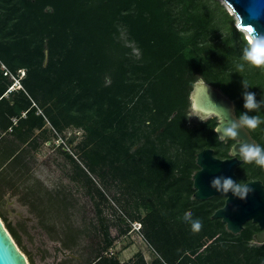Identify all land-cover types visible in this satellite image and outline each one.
Wrapping results in <instances>:
<instances>
[{"label": "trees", "instance_id": "16d2710c", "mask_svg": "<svg viewBox=\"0 0 264 264\" xmlns=\"http://www.w3.org/2000/svg\"><path fill=\"white\" fill-rule=\"evenodd\" d=\"M244 33L221 0H0V200L18 190L41 138L52 132L72 145L79 135L65 131L81 128L77 152H62L98 218L94 232L68 224L65 247L83 233L99 238L88 243L92 264H264V243H252L257 222L233 233L212 217L224 196L194 198L197 153L211 147L229 157L235 140L217 138V117L190 118L191 82L203 78L220 88L238 117L247 111L243 79L264 99V68L241 59ZM249 115L264 121V105ZM249 132L264 147V123ZM235 171L239 183L264 182L254 162ZM110 196L121 205L120 223L141 222L156 255L151 261L142 251L127 261L109 254L115 239L101 204ZM41 199L33 203L40 214ZM62 199L66 208L73 204ZM188 211L201 221L199 231L184 221ZM0 216L25 248L1 209Z\"/></svg>", "mask_w": 264, "mask_h": 264}, {"label": "rangeland", "instance_id": "374dc122", "mask_svg": "<svg viewBox=\"0 0 264 264\" xmlns=\"http://www.w3.org/2000/svg\"><path fill=\"white\" fill-rule=\"evenodd\" d=\"M227 9L231 10L229 6ZM189 115L192 120L205 119L192 109ZM72 132H76L79 137L72 145L64 143L63 147L60 144L63 139L57 138L52 132L49 139L41 138L39 147L31 150L30 168L25 174V179L18 183V190L9 189L0 200V209L22 235L25 248L19 246L31 264H86L89 257L86 252L89 241L99 240L93 234L89 240V237L82 233L72 247H65L63 244L68 224L84 230L89 228L94 232L92 225L96 224L98 218L93 197L88 194L85 185L73 180L71 177L74 173L73 163L62 152V148L69 152H77L75 144L81 139L83 129L69 128L65 135L68 137ZM64 139L68 142L66 137ZM30 189L36 190L37 196H31ZM63 196H67L73 204L66 208ZM37 197L38 199L43 197L41 202L46 206L44 210L46 213L40 214L33 204ZM120 207L121 205L111 199V196L109 202L101 204L103 216L110 225V234L115 239L114 244L108 249L109 254L117 253L122 261H127L134 257L136 252L142 251L144 257L151 261L156 255L141 231V222L127 220L120 223L119 217L122 215ZM69 214L71 216L66 217ZM121 225L128 228L125 233H121ZM252 243L257 241L254 240Z\"/></svg>", "mask_w": 264, "mask_h": 264}, {"label": "water", "instance_id": "95a60500", "mask_svg": "<svg viewBox=\"0 0 264 264\" xmlns=\"http://www.w3.org/2000/svg\"><path fill=\"white\" fill-rule=\"evenodd\" d=\"M237 20V27L245 32L248 23L253 24L257 30L264 33V0H222ZM51 10V7L49 8ZM47 52V51H46ZM48 56L46 54L45 63ZM190 93L191 109L202 118L217 117V132L228 126L230 121L238 118L235 102L220 88L207 82L203 78L192 81ZM231 145V156L222 158L215 154L214 149L207 147L197 153L199 168L193 173L194 198L207 199L215 195L225 197V204L215 210L213 218H221L229 231L239 233L245 222H257L261 231L255 233L257 243H264V182L261 179H252L245 182L252 188L245 200L234 196L231 192L225 194L211 186L215 177H231L238 182L236 167L242 163L240 158L233 154V149L239 148L242 141L258 144L249 130L239 129L238 136ZM259 145V144H258ZM0 264H31L29 258L21 250L16 239L0 216Z\"/></svg>", "mask_w": 264, "mask_h": 264}, {"label": "clouds", "instance_id": "9594fccd", "mask_svg": "<svg viewBox=\"0 0 264 264\" xmlns=\"http://www.w3.org/2000/svg\"><path fill=\"white\" fill-rule=\"evenodd\" d=\"M244 40L246 43L242 49L241 59L251 66L264 68V33L259 32L253 24L248 23L244 33ZM243 69L244 65L240 64L238 66V71L242 72ZM241 83L244 89L242 92L244 100L243 107L247 111L242 112L238 118L230 121L228 126L223 127L222 134L221 130L217 132V130L214 129L217 133V138L220 140L237 137L238 130L241 128L245 130H255L261 123H264L259 116L249 115V112L264 105V99L257 101L255 93L247 90L251 87L247 80L243 79ZM233 154L244 163L254 162L257 166L264 168V147L258 144L242 141L239 143L238 150H236V147L233 149ZM211 186L217 191L225 194L231 192L241 200H245L248 193L252 191V188L248 185L239 183L233 178L226 176L213 178ZM183 219L191 225L193 231H199L202 227L201 221L199 219H193L190 211L184 213Z\"/></svg>", "mask_w": 264, "mask_h": 264}, {"label": "built area", "instance_id": "2783aa9c", "mask_svg": "<svg viewBox=\"0 0 264 264\" xmlns=\"http://www.w3.org/2000/svg\"><path fill=\"white\" fill-rule=\"evenodd\" d=\"M2 67H3V69H5V71H4L5 74L10 75L12 78L15 79V82L16 81L18 82V78L11 71H9L4 64H2ZM21 74L22 75L25 74V71L24 70H21ZM16 86H20V83L18 82V84ZM62 142L66 144V142L64 141V139L62 140Z\"/></svg>", "mask_w": 264, "mask_h": 264}, {"label": "flooded vegetation", "instance_id": "af4514ba", "mask_svg": "<svg viewBox=\"0 0 264 264\" xmlns=\"http://www.w3.org/2000/svg\"><path fill=\"white\" fill-rule=\"evenodd\" d=\"M45 213H46V212H45ZM70 216H71V215L69 214V215H67L66 217H70ZM22 229L24 230V229H25V227H23ZM70 255H72V256H73V254H70ZM86 264H92V263H90V262H88V261H87V262H86Z\"/></svg>", "mask_w": 264, "mask_h": 264}]
</instances>
